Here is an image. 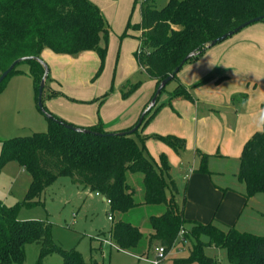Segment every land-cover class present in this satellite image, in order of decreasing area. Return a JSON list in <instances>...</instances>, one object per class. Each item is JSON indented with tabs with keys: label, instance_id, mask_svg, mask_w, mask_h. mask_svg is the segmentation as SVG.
I'll use <instances>...</instances> for the list:
<instances>
[{
	"label": "trees",
	"instance_id": "obj_1",
	"mask_svg": "<svg viewBox=\"0 0 264 264\" xmlns=\"http://www.w3.org/2000/svg\"><path fill=\"white\" fill-rule=\"evenodd\" d=\"M141 13V23L135 26L141 30L136 57L139 66L156 81L157 89L190 52L199 50L200 56L211 40L264 15V0H169L163 8L143 0ZM109 30L103 12L91 0H0V75L18 58H41L45 49L67 55L96 51L102 68ZM25 62L30 64V73L38 88L43 67L33 59ZM18 65L3 82L17 73ZM178 73L172 79L177 81V85L170 93V105L177 98L193 100L190 89L179 82ZM139 86V83L129 89L124 86L122 97L128 98ZM159 108L156 103L139 129L154 117ZM84 128L91 133H78L50 120L46 132L4 142L6 148L1 164L16 161L32 177L25 204L33 203L58 177L69 176L75 184L90 188L109 201L114 222L116 213L125 215L138 206L134 188L127 177L128 173H141L143 203L164 206L165 210L150 217L153 231L145 237L149 251L139 258L148 257L157 243L165 246L168 252L175 244L194 238L196 242L189 258L176 263L264 264V236L242 232L234 225H226L216 219L201 223L184 218L183 206L176 198L178 189L166 180V175L171 177L167 155L162 153L159 162H155L148 156L145 141L150 138L158 140L180 153L186 147V139L172 134L146 135L141 137L143 144L140 146L132 137L139 129L131 135L111 137L95 134L107 133L102 123ZM196 153L200 157L196 171L211 175L208 162L213 155ZM239 162L237 178L246 185V199L264 193V132L257 131L251 136L242 149ZM215 223L223 225L226 230L216 227ZM181 231L183 235L180 237ZM201 236L208 240L200 239ZM143 238L144 234L137 225L121 218L113 224L110 233V242L117 249L129 253L138 249ZM32 242L41 246L42 256L59 252L63 264H112L86 260L77 251L60 249L51 239L48 224L22 221L16 216V208L0 202V264H23V248ZM207 247L225 250L227 260L208 255L205 252Z\"/></svg>",
	"mask_w": 264,
	"mask_h": 264
},
{
	"label": "rangeland",
	"instance_id": "obj_2",
	"mask_svg": "<svg viewBox=\"0 0 264 264\" xmlns=\"http://www.w3.org/2000/svg\"><path fill=\"white\" fill-rule=\"evenodd\" d=\"M96 1L104 10L110 27L103 67L101 68V58L96 51L89 50L77 55H67L55 54L45 49L41 58L48 65L50 74L43 92V105L51 114L62 120L67 121L65 118L71 113L81 112L87 116L91 114L97 123L101 122L105 126L113 124L114 120L109 118H114L115 114L133 111L141 104H148L156 91V82L139 66L136 57L140 46L141 30L136 29L135 26L141 23L142 0H94ZM149 1L158 8H163L169 2V0ZM244 41L264 46V21L246 26L233 36L207 49L195 60L203 57L207 52L214 53L222 45L233 43L230 46L234 47L236 43ZM259 56L260 60L264 59L261 53ZM186 65L179 71L178 78ZM261 65L264 67V64ZM263 67L255 71L260 75L258 85H251L247 81L240 84L241 89L246 90L244 93H249L247 89L254 90L256 95L264 93ZM30 68L28 62L19 63L16 68L17 73L10 75L0 88V202L9 208H16V216L22 221H42L48 224L51 239L60 249L68 252L77 251L86 260L94 259L100 263L112 264H151L155 259L154 251L160 246L159 243L153 246V251L149 252L148 257L139 258L138 256L149 251L145 237L153 231L150 217L160 215L165 208L160 205L143 203L144 188L141 173H128L127 177L129 184L134 188V198L138 206L125 215L116 213L114 222L109 219V216L114 214L110 210L108 201L90 188L75 184L69 176L58 177L40 197L34 199L33 203L25 204L32 182L31 175L16 161L1 164V159L6 148L4 142L46 132L50 124V120L38 107L39 87L37 88L34 84ZM232 81H236V78ZM137 83L140 84L139 88L128 98H123V87L129 89L131 85ZM193 86L190 88L192 94H194L193 89L200 87L201 83ZM175 87L176 80H172L161 92L157 104L166 103L164 109L167 111L158 116L155 126L149 127L148 124L144 128L145 132L153 128L188 135V125H186L184 115L178 113L173 108V104H169V94ZM53 92L54 95L50 96ZM209 108L202 104L199 106L201 112H206ZM221 111H227L232 118L234 116L231 109L224 108ZM142 132L143 130L140 129L132 135L140 146L143 144L141 137L146 136ZM217 134L220 137L214 135L213 138L211 137L213 141L209 142L204 139L209 137L204 136L200 129L197 137L193 134V142L190 144L187 137L183 136L187 141L186 147L180 153L174 154L179 157L180 162L174 164L169 159L171 177L166 175V180L168 184L176 185L178 189L176 198L179 199L180 204L186 198L189 176L187 172L191 170L192 173L200 166L195 156V149L202 150L198 147L201 145L205 149L212 150L213 153L227 150V145L222 139L223 131ZM150 143L163 142L153 139ZM149 145L151 149L145 141L148 156L158 163L160 153L154 148L155 146L152 147L153 144ZM232 161V159H219L218 157L209 160L208 168L211 171L222 170L224 172L223 176L213 174L214 182L221 186H230L234 182L239 186L237 175L234 177L232 174L235 169ZM167 194L170 195L169 190ZM252 202L253 204H249L250 207L263 206L264 195L253 199ZM253 213L252 210L244 212V217L238 225L239 229L264 236V218L259 215L256 217ZM120 218L137 225L144 234L138 249L134 252L119 250L110 242L113 224ZM214 225L226 230L223 225L218 223ZM200 239L208 240L205 236H201ZM195 242L194 238H189L175 244L168 251L163 264H179L176 263L177 260L189 258ZM23 249L25 254L23 264H63V257L59 252L42 256L41 246L36 242L25 244ZM205 252L223 261L227 260L225 250L207 247Z\"/></svg>",
	"mask_w": 264,
	"mask_h": 264
},
{
	"label": "crops",
	"instance_id": "obj_3",
	"mask_svg": "<svg viewBox=\"0 0 264 264\" xmlns=\"http://www.w3.org/2000/svg\"><path fill=\"white\" fill-rule=\"evenodd\" d=\"M91 1L100 8L99 2ZM100 9L106 18L104 10ZM231 44L233 43L222 45L214 53L210 54V52H207V54L194 62L187 63L184 70L180 73L181 75L178 80L188 89L193 88V85L196 86L202 80L208 79L206 82L201 83L200 87L193 89V100L177 98L171 101L173 108L181 115H184L187 122L186 125H188V135L176 131H159L153 128L145 132L144 128L148 124L149 127L151 125L155 126L158 116L167 111L164 109L166 103L157 104L160 108L154 117L140 129L143 130L142 133H145L144 135H168L175 133L172 135L178 134L176 136L187 137L189 144L193 142V134L197 137L200 129H202L204 136L209 137L204 138L209 142L213 141L211 137L213 138L214 135L220 137L217 133L223 131L222 139L227 145V150L213 153L212 150L205 149L199 145L198 147L203 151L196 148L195 156L199 160V164L200 157L197 155V151L213 155L210 159L215 157L219 159H232L233 164H235L232 174L236 177L239 171V158L242 149L251 136L258 131V122L264 119V93L256 95L254 90L250 91L249 89H247L249 91L248 94L244 93L246 90L241 89L240 84L247 81L251 85H258L260 75L256 74L255 71H259L263 67L261 64H264V59L260 60L259 55L260 53L264 55V46L251 41L238 42L234 47L230 46ZM217 51L218 53L216 54ZM234 78H236V81H232ZM200 104L209 106V110L201 112L199 109ZM146 105L147 103H144L133 111L129 110L123 114H115L114 118H109L114 120L113 124L103 126L104 129L107 132H119L130 129L137 123ZM224 108L232 110L234 113L233 118L227 111H221ZM65 119L69 123H73L79 127H89L98 124L91 114L87 116L81 112L71 113ZM223 121L224 123H222ZM166 132L167 134H164ZM152 140L151 138L146 140V144L149 148V144H153L152 147L155 146L154 148L160 153L159 157L164 153L172 163L177 164L180 162L179 157L174 155L176 152L169 146L166 144L163 146L162 144L164 143H150ZM197 143L196 141V146L198 145ZM210 172L212 173L211 175L197 172L196 169L192 173L191 170L187 172L189 176L186 200L184 199L182 202L185 219L196 220L201 223H209L213 219H216L226 225H234L240 230L238 225L243 219L245 211L252 210L254 211V216L257 217L259 215L264 218V205L259 208L249 206L250 203L253 204V199L264 195V193L257 194L247 200L244 182L239 181V186L234 182L230 186L225 184H223L225 186H221L212 180V175L217 173L219 176H223L224 172L222 170H210ZM178 202L180 203L179 199Z\"/></svg>",
	"mask_w": 264,
	"mask_h": 264
},
{
	"label": "water",
	"instance_id": "obj_4",
	"mask_svg": "<svg viewBox=\"0 0 264 264\" xmlns=\"http://www.w3.org/2000/svg\"><path fill=\"white\" fill-rule=\"evenodd\" d=\"M264 20V15L262 16H259V17H255V18H252L242 24H240L239 26H237L236 28L228 31L227 33L211 40L210 42H208L206 45H205V48L206 49H209L211 48L212 46L226 40L227 38L233 36L234 34H236L237 32H239L240 30H242L243 28H245L246 26L252 24V23H255V22H258V21H262ZM200 51L199 50H194L192 52H190L188 55H186V57L181 61V63L175 68V70L169 74L165 79H163L153 97L151 98L150 102L146 105V107L143 109V111L141 112L140 114V117L137 121V123L134 125V127H132L131 129H128V130H125V131H119V132H107L105 134H101V133H95L97 135H105V136H125V135H131L133 134L135 131H137L139 129V127L141 126L142 122H143V119L145 118L146 114L156 105L157 103V99L158 97L160 96L162 90L166 87V85L172 81V79L174 78V76L180 71L181 67L184 66V64L194 58V57H197L199 55ZM36 60L42 67H43V76L41 78V81H40V84H39V89H38V107L40 108L41 112L50 120H53L59 124H61L62 126H64L65 128L69 129V130H72V131H75V132H78V133H82V134H90L91 131L87 128H84V127H79V126H73L71 124H67V123H64L60 120H57L50 112H48L46 110V108L44 107L43 105V92H44V89L46 88V82H47V79L49 77V74H50V69L48 67V65L39 57H31V56H28V57H21V58H18L17 60H15L3 73H1L0 75V84L3 82V80L10 74V72L14 69V67L21 63V62H25L27 60Z\"/></svg>",
	"mask_w": 264,
	"mask_h": 264
},
{
	"label": "built area",
	"instance_id": "obj_5",
	"mask_svg": "<svg viewBox=\"0 0 264 264\" xmlns=\"http://www.w3.org/2000/svg\"><path fill=\"white\" fill-rule=\"evenodd\" d=\"M97 195H100V194L97 193ZM109 219L112 220V215L109 216ZM182 235H183V231L180 232V237ZM154 253H155V259L152 261L151 264H163V261L165 260L167 253H168L166 250V247L163 245H160L159 247L155 249Z\"/></svg>",
	"mask_w": 264,
	"mask_h": 264
},
{
	"label": "clouds",
	"instance_id": "obj_6",
	"mask_svg": "<svg viewBox=\"0 0 264 264\" xmlns=\"http://www.w3.org/2000/svg\"><path fill=\"white\" fill-rule=\"evenodd\" d=\"M257 130L264 132V119H261L257 124Z\"/></svg>",
	"mask_w": 264,
	"mask_h": 264
}]
</instances>
